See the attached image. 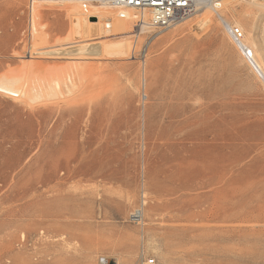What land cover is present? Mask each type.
<instances>
[{
	"label": "rangeland",
	"instance_id": "obj_1",
	"mask_svg": "<svg viewBox=\"0 0 264 264\" xmlns=\"http://www.w3.org/2000/svg\"><path fill=\"white\" fill-rule=\"evenodd\" d=\"M29 2L0 0V75L35 43ZM56 7L38 21L52 47L72 31ZM248 8L227 16L264 48V13ZM214 17L97 41L81 65L101 82L84 101L0 95V264H139L140 227L129 217L143 193L156 264L149 244L165 250L175 238L191 254L184 264H264V85ZM124 37L123 56L102 51Z\"/></svg>",
	"mask_w": 264,
	"mask_h": 264
},
{
	"label": "bare ground",
	"instance_id": "obj_2",
	"mask_svg": "<svg viewBox=\"0 0 264 264\" xmlns=\"http://www.w3.org/2000/svg\"><path fill=\"white\" fill-rule=\"evenodd\" d=\"M218 1L215 8L201 6L178 25L189 24L190 27L192 25L193 27L201 28L211 23L214 15L232 41L239 56L264 85V48L259 47L255 36L252 35V30H247L243 23L235 19H229L227 16V13H230L232 18L243 19L247 14H251L248 7L252 6L259 12L264 13V0ZM46 5L50 8L51 6L64 8L67 11L65 12L67 13L66 16H70L71 19L68 18L72 22L69 21L72 24V27H69V29H72L71 32H68L69 36L62 40L58 39L57 44L59 43V45L56 46L55 44V47L49 46L50 36L43 30L46 26L38 22L41 19L43 7ZM32 8V34L35 43L31 44L29 55L22 57V64L17 69L9 70L0 75V95L14 101H20L26 105L62 106V103L68 99L78 100L77 98H80V96L87 95L78 100L84 101L85 98L91 96L90 91L96 89L97 86L99 88L101 82V76H96L95 70H93L92 74L89 71L91 69L90 66H85V68L84 63L83 66L81 65L82 61L90 59L92 55L95 56L93 53H96L95 51L100 48L97 41L109 36L128 35L132 31L133 25L138 27L141 33H149L153 30L149 27L151 18L149 11L143 12L135 8L121 9L112 7L109 3L102 0L39 1L35 2ZM93 16L99 18V21H90L89 18ZM234 28L240 29L243 33V38L239 41L235 40L231 34L230 30ZM93 41H96V44L93 45L91 43ZM103 42L101 43L102 49L104 48L102 51L107 52L111 56H123L132 46L128 41V37H124L122 41L118 42ZM25 58L29 60L25 62ZM55 58L69 59L70 61L71 59H77L79 63L77 64L74 61L76 64L73 63V65L70 63L66 64V66L49 67L32 61L34 59L55 60ZM88 67L90 69H87ZM87 93L90 94L89 97ZM142 216L144 220V211ZM156 240L154 239L149 246L153 248L155 255L164 264H184L191 260V254L181 250L184 245L183 239L175 238L171 240V245H168L165 250L162 249ZM140 243L141 247L143 245L147 249L145 240L144 243L142 241ZM173 243L175 244L172 245Z\"/></svg>",
	"mask_w": 264,
	"mask_h": 264
},
{
	"label": "built area",
	"instance_id": "obj_3",
	"mask_svg": "<svg viewBox=\"0 0 264 264\" xmlns=\"http://www.w3.org/2000/svg\"><path fill=\"white\" fill-rule=\"evenodd\" d=\"M49 1V0H31L29 2L28 10L30 17L32 18V10L35 2ZM52 1H65V0H52ZM109 3L112 7H118L121 9L135 8L140 11H149L151 18L149 27L153 29L154 34L164 32L183 22L189 16H191L201 6L215 8L218 4V0H102ZM233 38L237 41L243 38V33L238 28L231 29ZM146 204L145 194H141V202L138 209L131 213L129 220L133 224L140 227V237L142 243L145 240L143 210ZM103 262H106L104 259ZM139 264H156L154 258H150L148 252L142 245L140 251Z\"/></svg>",
	"mask_w": 264,
	"mask_h": 264
}]
</instances>
